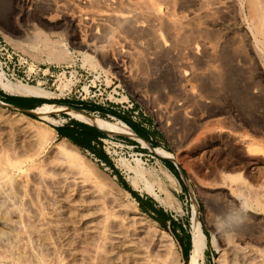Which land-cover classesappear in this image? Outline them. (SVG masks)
<instances>
[{
    "label": "rangeland",
    "instance_id": "rangeland-1",
    "mask_svg": "<svg viewBox=\"0 0 264 264\" xmlns=\"http://www.w3.org/2000/svg\"><path fill=\"white\" fill-rule=\"evenodd\" d=\"M54 1L58 3L65 1L64 3H66V0H39V4L41 3L44 7H52L47 4ZM138 1L141 0H131L132 3L135 2L134 4ZM184 1L180 0L179 4L177 3L176 11H167L166 9L165 11L169 14L172 12L179 15L197 10L198 3L195 0ZM225 1H220L221 8L215 10V13L213 12L210 17L204 16L203 18L201 15L198 16L200 18L189 19L190 28H193L192 26L195 24H197L195 25L197 28L200 27L199 29H196L195 26L193 28L195 31L197 30L198 40L195 54L185 52V55L181 56L183 58L177 57V54H168L166 58L153 53V49H150L146 43L143 42L142 45L140 42V47L148 54L135 60V58L123 57L122 53L132 50L131 48H139V46L133 40V36L122 32L123 27L121 26L113 25L112 22L99 27H86L83 22L71 25L67 21L64 22L66 18L63 20L53 14L51 20L29 18L26 16L22 0H11V2L10 0H0V72L3 73L4 80L8 79L13 84H27L35 87L38 91L33 94L21 95L15 94L12 87L7 90L0 85V95H20L50 101L38 106L35 112L29 113L10 106L0 98L1 157L21 159L22 155H25L22 159L28 158V162L31 163L23 164L25 175L24 173L17 174L13 179L17 189L19 184L24 181L25 187L24 184L22 186L26 198L23 201L26 202L23 203L25 205L30 202L35 204L37 201L38 205L40 203L39 207L46 211V203L49 202V197L46 196L49 194H57L55 198L63 200L60 202L58 218L60 226L65 222L63 227L61 226L62 233L68 232L64 234L67 235V240L71 239V241L70 244L67 241H65L66 243L62 241L63 239L51 226L52 224L44 225L41 231L36 232L37 234L32 233V238L37 244V253L40 251L39 254L44 259L43 264H134L131 263L130 256H127L129 250L117 251L118 248H110V240L106 239L107 243L100 242L99 246L97 245L98 252L93 242L96 239H93L92 233L84 228L83 221L86 218L83 215L84 208L96 209L98 205L94 194L91 193L94 185L100 187L103 192L109 193L108 195H112V198L106 197L105 203L100 201L104 203L107 210L110 208L108 205H111L110 200L116 197L125 209H130L127 212L132 210V213L136 212L138 216L140 215L145 230L142 243L146 246H150L151 243H154L152 245L159 243L155 247L150 246L151 248L149 247V250L146 251L159 254L160 258L157 257L159 258L157 261L160 264H169L170 262V264H249L248 261L250 264H264V7L262 5L264 3L263 0H255V2L254 0ZM41 5L39 7H43ZM184 5L187 7L185 8ZM51 13H55V11H51ZM195 18L197 19L195 20ZM205 18L206 20H204ZM254 19L256 20L254 21ZM80 27H82L81 31ZM84 30H87V33ZM85 33L92 38L88 42L95 47L87 48L83 45L79 47L76 44L77 41H81L83 37L81 34ZM255 38L256 40H254ZM221 47H225L226 50L228 48V52L231 51L229 57L222 58L219 54ZM93 49L94 51H92ZM117 49L122 53L118 54ZM83 50L85 53H81ZM133 60L137 63L135 64ZM232 60L233 62H229ZM227 64L231 68L233 67V71L229 70L230 67L227 68ZM177 66L187 72V75L180 80L170 74L173 72L172 69H177ZM218 70L221 74L216 73ZM176 73L178 75L179 71ZM218 75L221 77H217ZM188 98H190V102L187 100ZM64 100L75 103L74 107L63 103ZM83 104L99 106L101 110L91 111L82 107ZM65 109L90 112L95 114V118L92 119L93 121L89 120L90 122L79 120L70 116ZM121 116L127 117L141 129L146 130L150 138L157 142V145H151L138 135L130 134L124 127V133L121 132L123 129L120 126L122 125L115 121L121 120ZM71 120L93 125L106 137L101 139L100 144L94 145V150L80 147L59 135L56 129ZM56 143H63L64 147L75 151L82 157L81 164L84 170L82 167L80 169L85 175L83 176L86 182L83 178H79V181H70L71 173L63 170L67 164L61 165L62 167L58 166L60 160H58L59 156L54 148ZM37 144L43 145L38 148ZM22 152L23 154H21ZM32 152L36 153L33 156L35 158L31 156ZM98 152L106 155L112 166L100 159L97 155ZM164 160L173 162L177 172L169 170ZM34 161L35 165L32 163ZM52 164H55L54 167ZM31 165L37 166L33 167L36 170L31 168ZM57 167H61V169ZM38 168H41L42 173L49 179L43 180L41 176H38ZM46 168L49 171H46ZM87 169L90 172L88 175L86 174V172L88 173ZM113 169L118 171V175ZM59 170H62L66 176L61 173L62 171L60 174ZM30 174L33 176L31 177ZM19 175H21L20 178ZM119 177L142 198V206L148 212L141 209L139 202L122 185ZM47 179L48 181H46ZM33 180L34 182H32ZM30 184L35 187V190L34 187L29 186ZM58 186H63V189L60 188V190ZM41 187L44 188V191L38 190ZM121 188L124 191H120ZM47 191L49 192L47 193ZM123 192L129 195H124ZM119 194L121 197H118ZM71 201L73 202L71 203ZM153 205L158 209L162 208L163 212H153ZM194 206L205 234L203 248L194 246L196 226L191 220ZM61 211L64 214H61ZM114 211L111 213L115 214L117 220H121V225L111 223L109 229L116 233L118 229L123 232V229L132 228V222L125 211H120L119 215ZM230 213L231 215H228ZM65 215L70 217L67 219L64 217ZM167 215L174 220V224L168 220ZM142 217L144 218L142 219ZM154 217H158L164 222V225ZM62 218L63 220H61ZM152 221L154 224L151 225ZM71 222H75V224L73 223L72 226ZM51 227L53 230L50 229ZM82 229L86 231H82ZM85 232L90 234L87 233L93 243L89 242V237L87 238ZM43 234L44 236H42ZM56 234L59 238L56 237ZM91 237L93 238L91 239ZM126 237L123 238L124 240L119 239V242L121 244L127 242ZM176 237L190 244L187 262ZM55 238L57 242H55ZM73 238L76 239L75 243H73ZM80 238L83 239V242ZM46 240L53 245L51 252L50 249L42 247ZM159 241H163V243L161 242V244ZM91 246L94 248H90ZM232 246L235 249H232ZM133 248L137 252L139 250L143 252L139 246ZM152 248H154L153 251ZM22 249V247L18 248L17 252L16 250L14 252L16 256H22L20 257L21 264L28 263V259L29 263L33 262L30 254L28 255L27 251L24 249L22 251ZM82 250L83 252H81ZM243 250L248 253L243 255ZM51 255L54 259L51 258ZM46 256L48 260H46ZM103 257L105 258L103 259ZM249 257L254 261L251 258L250 261ZM86 258L89 259L86 260ZM111 259L114 260L111 261Z\"/></svg>",
    "mask_w": 264,
    "mask_h": 264
},
{
    "label": "bare ground",
    "instance_id": "bare-ground-1",
    "mask_svg": "<svg viewBox=\"0 0 264 264\" xmlns=\"http://www.w3.org/2000/svg\"><path fill=\"white\" fill-rule=\"evenodd\" d=\"M46 1V0H45ZM53 1V0H52ZM179 1L180 0H141V1H138L136 2V4L132 3L131 0H66V3H64L65 1H63L62 3H58V2H52V3H48L47 5L49 6H52V7H44L43 5H41V3L39 4V0H22V3L24 4V8L26 9V16L29 17V18H35V19H44V20H51V15L53 14L54 16H57V17H60L62 18L63 20L66 18V20H64V22L67 21V23L71 24V25H78V24H83L86 26V27H99V26H103L104 24L107 23L108 25V22L109 23H113V25H116V26H121L123 27L122 29V32L123 33H127V34H130L131 36H133V40H135L139 46V48H131L132 50H127L125 53H122L123 54V57L127 56L129 58H135V60H138L136 58H142L145 56V54H148L146 53V50H144L143 48L140 47V42H142V45H143V42L146 43V45H148L150 47V49H153V53H156L158 54L159 56H167L168 54L170 55H174V54H177L176 56L177 57H181V56H184L185 55V52H190V53H194L195 54V49H196V44H198V40H197V37H196V31L193 29L196 27V29H199L200 27L197 28V24H195L194 26H192L193 28H190V26L188 25L189 23V19L193 18V17H198V16H201L203 15L202 17L204 18V16H207V17H210L213 12L215 10H218L220 7V1L219 0H195L197 3H198V7L196 8L197 10H193V11H190V13H180L179 15L177 14H173L172 12H170V14L168 12L165 11V9L167 11H176L175 8H176V5L177 3L179 4ZM182 1V0H181ZM225 1V0H224ZM232 2L234 0H231ZM262 1V0H261ZM11 2V0H10ZM60 2V1H59ZM186 2V0L184 1ZM226 2V1H225ZM236 2V1H235ZM249 2V1H248ZM255 2V0H254ZM259 2V1H258ZM257 2V4H258ZM1 3V2H0ZM45 3V2H44ZM189 3V1H188ZM228 3V2H227ZM226 3V4H227ZM263 3H264V0H263ZM43 4V3H42ZM187 4V3H186ZM193 4V3H192ZM237 4V3H236ZM261 4V3H260ZM43 6V7H39V6ZM183 5V4H182ZM255 5V4H254ZM263 7H264V4H262ZM163 6H167V7H163ZM185 6V5H184ZM197 6V5H196ZM256 6V5H255ZM182 7V6H181ZM187 6H185L186 8ZM223 7V6H222ZM178 8V7H177ZM180 8V7H179ZM184 8V7H183ZM194 8V7H193ZM234 8V7H233ZM232 8V9H233ZM259 8V7H258ZM182 9V8H181ZM195 9V8H194ZM231 9V10H232ZM250 9V8H249ZM262 9V8H261ZM18 10V9H17ZM229 10V9H228ZM24 11V10H23ZM51 11H55V13H51ZM187 11L189 12V10L187 9ZM230 11V10H229ZM178 12V11H177ZM20 13V12H19ZM18 13V14H19ZM215 13V12H214ZM229 13V12H228ZM21 14V13H20ZM23 14V13H22ZM218 14V13H217ZM216 14V15H217ZM257 14V13H256ZM66 15V16H65ZM220 15V13H219ZM25 16V15H24ZM62 16V17H61ZM214 16V15H213ZM222 16V15H221ZM263 16H264V13H263ZM53 17V16H52ZM200 18V17H198ZM230 18V17H229ZM261 19V17H259ZM25 19V18H24ZM54 19V18H53ZM197 18H195L196 20ZM213 19V18H212ZM30 20V19H29ZM194 20V19H193ZM202 20V18H201ZM206 20V18L204 19ZM209 20V19H208ZM216 20V19H215ZM256 19H254L255 21ZM40 21V20H39ZM69 21V22H68ZM203 21V20H202ZM223 21V20H222ZM226 21V20H225ZM238 21V20H237ZM31 22V21H30ZM45 22V21H44ZM191 22V21H190ZM196 22V21H194ZM235 22V20H234ZM28 23V22H27ZM203 23V22H202ZM53 24V23H52ZM88 24V26H87ZM67 26V25H66ZM210 27V26H209ZM61 28V27H60ZM81 28L80 27V31H81ZM53 29V28H52ZM77 29V28H76ZM87 29V28H85ZM193 29V30H191ZM206 29V27H205ZM243 29V28H242ZM63 30V29H62ZM79 30V28H78ZM201 30V29H200ZM208 30V29H207ZM216 30V29H215ZM60 31V30H59ZM87 30H84V32H86ZM55 32V31H54ZM90 32V31H89ZM101 32V31H100ZM216 32V31H215ZM241 32V30H240ZM40 33V32H39ZM61 33V32H60ZM79 33V31H78ZM82 33V32H81ZM87 33V32H86ZM81 34L82 38H81V41H77L76 44H78L79 47H81L82 45L87 47V48H90L91 47H95L93 46L92 43L88 42L89 39H92L91 37H89V35L87 34ZM122 33V34H123ZM203 33V32H201ZM200 33V34H201ZM263 33V32H262ZM118 34V33H117ZM126 34V35H127ZM199 34V35H200ZM204 34V33H203ZM201 34V35H203ZM30 35V34H29ZM79 35V34H78ZM76 35V36H78ZM198 35V34H197ZM201 35L199 36V38L201 39ZM209 35V33H208ZM220 35V34H219ZM74 36V37H76ZM125 36V35H124ZM204 36V35H203ZM206 36V35H205ZM210 36V35H209ZM213 36V35H212ZM232 36V35H230ZM205 38V37H204ZM232 38V37H230ZM243 38V37H242ZM30 39V38H29ZM33 39V38H31ZM51 39V38H50ZM122 39V38H121ZM206 39V38H205ZM210 39V38H209ZM35 40V39H34ZM115 40V39H114ZM127 40V39H126ZM256 40V38L254 39ZM113 41V40H112ZM122 41V40H121ZM213 41V40H212ZM215 41V40H214ZM239 41V40H238ZM75 42V41H74ZM128 42V41H127ZM232 42V41H231ZM256 42V41H254ZM122 43V42H121ZM120 43V44H121ZM126 43V42H125ZM140 43V44H139ZM224 43V42H223ZM233 43V42H232ZM235 43V42H234ZM74 44V43H73ZM72 44V45H73ZM108 44V43H107ZM134 44V43H133ZM132 44V45H133ZM230 44V43H229ZM96 45V44H95ZM106 45V44H105ZM109 45V44H108ZM209 45V44H208ZM214 45V44H213ZM256 45V44H255ZM136 47V46H135ZM152 47V48H151ZM208 47V46H207ZM84 48V47H83ZM99 48V47H98ZM111 48V46H110ZM124 48V47H123ZM220 48V47H219ZM127 49V48H126ZM198 49V48H197ZM232 49V48H231ZM235 49V48H234ZM48 50V49H47ZM149 50V49H148ZM245 50V49H244ZM94 51V49L92 50ZM117 51L119 52L118 54H121L120 53V50L117 49ZM150 51V50H149ZM233 51V50H232ZM247 51V50H245ZM151 52V51H150ZM149 52V53H150ZM206 52V51H205ZM229 52H231L229 50ZM228 52V48L226 50L225 47H221V50H219V54L222 56V58H225L226 56H230V53ZM249 52V50H248ZM81 53H85V51L83 50ZM244 53V52H243ZM218 54V55H219ZM263 54V53H262ZM150 55V54H149ZM201 55V54H200ZM206 55V54H205ZM216 55V54H215ZM252 55V54H251ZM156 56V55H155ZM228 56V57H229ZM153 57V56H152ZM167 58V57H166ZM176 58V57H175ZM183 58V57H181ZM219 58V57H217ZM160 59V58H159ZM162 59V58H161ZM195 59V58H194ZM199 59V58H198ZM220 59V58H219ZM229 59V58H228ZM231 59V58H230ZM241 59V58H240ZM245 59V58H244ZM147 60V59H146ZM144 60V61H146ZM157 60V59H156ZM174 60V59H173ZM185 60V59H184ZM134 61V60H133ZM180 61V60H179ZM183 61V60H181ZM215 61V60H214ZM239 61V60H238ZM143 62V61H142ZM168 62V61H167ZM223 62V61H222ZM229 62H233L232 61H229ZM114 63V62H113ZM135 63V61H134ZM133 63V64H134ZM137 63V61H136ZM135 63V64H136ZM146 63V62H145ZM182 63V62H181ZM204 63V62H203ZM224 63V62H223ZM152 64V63H151ZM176 64V63H175ZM239 64V63H238ZM140 65V63H139ZM145 65V64H143ZM185 65V64H184ZM183 65V66H184ZM217 65V64H216ZM219 65H220V62H219ZM218 65V66H219ZM224 65V64H223ZM226 65V64H225ZM228 65V64H227ZM233 65V64H232ZM231 65V66H232ZM235 65V64H234ZM147 66V64H146ZM203 66V65H202ZM243 66V65H242ZM172 67V66H171ZM190 67V66H189ZM199 67V66H198ZM221 67V65H220ZM230 65H228L227 68H229ZM244 67V66H243ZM143 68V67H142ZM174 68V66H173ZM187 68V67H186ZM202 68V67H201ZM233 68V67H232ZM232 68L230 67V71L232 70ZM184 69V68H182ZM191 69V68H190ZM219 69V68H218ZM169 70V69H168ZM226 70V69H225ZM241 70V69H240ZM243 70V69H242ZM146 71V70H145ZM150 71V70H149ZM173 72H170V74L174 77H178L179 80L180 78H182L183 76L187 75L186 71H183L181 70L180 68H178L177 66V69H172ZM179 71V74L177 75V73L175 74V72H178ZM188 71V70H187ZM229 71V73H230ZM233 71V70H232ZM140 72V71H139ZM189 72V71H188ZM195 72V71H194ZM219 70L216 72L218 73ZM222 72V71H221ZM137 73V72H136ZM158 73V72H157ZM191 73V72H190ZM208 73V72H207ZM220 73V72H219ZM192 74V73H191ZM190 74V76H191ZM199 74V72H198ZM206 74V73H205ZM221 74V73H220ZM234 74V73H233ZM160 75V74H159ZM177 75V76H176ZM212 75V74H211ZM225 75V74H224ZM223 75V76H224ZM193 76V74H192ZM196 76V75H195ZM207 76V75H206ZM171 77V76H170ZM189 77V75H188ZM199 77V76H198ZM205 77V76H204ZM219 77V75L217 76ZM215 76V78H217ZM221 77V76H220ZM219 77V78H220ZM137 78V77H136ZM158 78V77H157ZM169 79V78H168ZM202 79V78H200ZM234 79V78H233ZM125 80V79H124ZM177 80V78H176ZM205 81V80H204ZM221 81V79H220ZM233 81V80H231ZM240 81V80H239ZM243 81V80H242ZM147 83V82H146ZM197 84V83H196ZM0 85L4 88H9V87H12L11 89L14 90L15 94L16 93H19L21 95H28V94H33V93H36L38 92L36 90L35 87L33 86H30V85H27V84H21V83H17V84H13L9 82L8 79L4 80L3 79V73L0 72ZM179 85V84H178ZM199 85V84H198ZM201 85V84H200ZM199 85V86H200ZM204 85V84H203ZM186 86V85H185ZM166 87V86H165ZM255 87V86H254ZM203 88V87H202ZM178 89V88H177ZM190 89V88H189ZM207 89V88H206ZM8 90V89H7ZM201 90V89H200ZM5 91V90H4ZM202 91V90H201ZM13 92V91H12ZM166 92V91H164ZM187 92L189 93L188 89H187ZM14 94V93H13ZM178 94V93H177ZM185 94V93H184ZM260 94V93H259ZM192 95V94H191ZM197 95V93H196ZM256 96V95H255ZM186 97V96H185ZM190 98H188L187 100H189ZM206 99V98H205ZM173 100V99H172ZM199 100V99H198ZM184 101V100H183ZM190 102V100H189ZM193 103V102H192ZM191 103V104H192ZM205 103V102H204ZM189 105V104H188ZM202 105V104H201ZM169 106H170V103H169ZM168 106V107H169ZM182 107V106H181ZM180 107V108H181ZM186 107V106H185ZM175 109V108H174ZM182 109V108H181ZM66 112H68V114L72 117H75L79 120H83V121H88L90 122L89 120H92L95 118V114L93 113H90V112H80V111H71V110H67L65 109ZM13 114V113H11ZM178 114V113H177ZM16 118V117H15ZM97 118V117H96ZM99 119V118H98ZM93 121V120H92ZM96 121V119H95ZM115 121H118L122 126V129L123 127L126 128L130 134L132 135H137L134 131H132L133 129H131V127H129L126 123H124L123 121L121 120H115ZM115 124V123H113ZM112 125V124H111ZM117 124H115L116 126ZM118 126V125H117ZM110 127V126H109ZM112 127V126H111ZM110 127V128H111ZM116 128V127H115ZM121 129V130H122ZM116 130V129H114ZM119 130V128H118ZM126 131V130H125ZM124 133V129L121 131ZM128 134V133H127ZM139 136V135H138ZM140 137V136H139ZM142 138V137H141ZM45 139V138H44ZM143 139V138H142ZM39 140V139H38ZM145 140V139H144ZM44 143L46 141H43ZM43 143V144H44ZM43 144L41 145H38V148L39 146H42ZM63 143H56L55 145V152L57 153V156L58 157V160H60V165L58 166H61V165H66L65 166V169L63 168V170L65 171H68V173H71V175L69 176V178L71 179L70 181H75V180H78L79 181V178H83V180L85 179V175L83 174V172L81 171V167H82V157H80L75 151H72L70 150L69 148H66L64 147V145H62ZM36 146V147H37ZM54 146V145H53ZM1 149V148H0ZM5 149V148H4ZM6 150V149H5ZM8 150V149H7ZM50 150V149H49ZM54 150V149H53ZM16 151V150H14ZM34 151V150H33ZM36 151V150H35ZM39 152V151H38ZM13 153V152H11ZM20 153V152H18ZM27 153V152H26ZM7 154V153H6ZM23 154V152L21 153ZM29 154V153H28ZM34 154L36 155L35 152H32V157L34 156ZM11 156V155H10ZM25 155H22V157H24ZM8 157V156H7ZM15 157V155H14ZM21 157V156H20ZM19 159L18 157H15L16 159H14L13 157L12 158H3L1 157V154H0V264H21L22 261H20V257L22 256H16L14 254L15 250L16 249H20L21 247L27 251V254L33 258V262L30 261L29 263V259L27 260L28 263L26 262V264H43V258L42 256H40V251L39 253H37V244L35 243L36 241L33 240L32 238V233L34 234H37L36 232H39L41 231V228L44 226V225H48V224H52L51 226H53L54 230L57 231L59 233V236L61 239H63L62 241H67L69 244H70V241L67 240V233L64 234L62 233V225L65 224H62L60 226V223H59V218H58V210H60V202L63 201V200H59L57 198H55V196L57 195H54V194H49V196H46V197H49V204L46 203V211L42 210V208L39 207V205L37 204V201L36 203H28L27 205H25V203L23 202H26V201H23V199H25V190H24V187H25V184L23 182H21L19 184V188L17 189L15 187V183L13 182V179H14V175H17V174H23L25 175V172H24V168H23V164L24 163H27L28 162V158L26 159ZM30 157V156H28ZM31 158V157H30ZM30 158H29V161H30ZM35 158V157H33ZM57 160V161H58ZM32 161V160H31ZM29 164H31L30 162H28ZM27 163V164H28ZM34 163L35 165V161L32 162ZM43 163V162H42ZM58 163V162H57ZM56 163V165H57ZM66 163V164H65ZM46 164V163H45ZM84 164V162H83ZM34 165H31L32 167L31 168H35L37 166H34ZM37 165V164H36ZM43 165V164H42ZM55 165V164H54ZM54 165L52 164V166L54 167ZM30 166V165H29ZM41 166V165H39ZM51 166V165H50ZM86 166V165H85ZM62 167V166H61ZM58 168V169H61ZM33 168V169H34ZM42 168V167H41ZM41 168H38L39 172H37L39 175L38 176H41V178L43 180H45L46 178H48L47 176H45L44 173H42V169ZM84 168H87V167H84ZM29 169V168H28ZM28 169H25V170H28ZM36 170V169H34ZM46 171L48 170L47 168L45 169ZM53 170V168H52ZM56 170V169H55ZM82 170L83 167H82ZM88 170V169H87ZM32 171V170H31ZM49 171V170H48ZM62 171V170H61ZM60 170L58 171L59 173L61 172ZM27 172V171H26ZM57 172V173H58ZM29 173V171H28ZM31 173V172H30ZM36 174V172H34ZM62 174L63 171L61 172ZM60 173V174H61ZM90 172L88 170V173L86 172V174L88 175ZM34 174V175H35ZM59 174V175H60ZM19 175V178L20 176ZM29 175V174H28ZM55 175V174H54ZM58 175V176H59ZM81 175V176H80ZM84 175V176H83ZM86 175V176H87ZM30 176L32 177L33 175L30 174ZM62 176V175H61ZM64 176H66L64 174ZM167 176V175H166ZM28 177V176H27ZM60 177V176H59ZM52 178V177H51ZM65 178V177H64ZM68 178V177H67ZM24 179V178H23ZM21 179V180H23ZM29 179V178H28ZM35 179V178H34ZM49 179V178H48ZM48 179L46 181H48ZM58 179V177H57ZM61 178H59L60 180ZM17 180V179H16ZM19 180V179H18ZM37 180V179H36ZM55 180V179H54ZM25 181H26V178H25ZM41 181V180H39ZM45 181V182H46ZM60 181L63 182V180L61 179ZM86 182V180H84ZM34 182V180L32 181ZM36 182V181H35ZM44 182V183H45ZM56 182H58L56 180ZM69 182V181H68ZM29 183V182H28ZM38 183V182H36ZM35 183V184H36ZM17 184V182H16ZM24 184V187L22 186ZM27 184V183H26ZM39 184H43V183H39ZM47 184V182H46ZM69 184V183H68ZM77 184V183H76ZM81 184V183H80ZM38 185V184H37ZM73 185V184H72ZM83 185V183H82ZM94 185V184H93ZM18 186V184H17ZM31 186V184L29 185ZM44 186V185H43ZM57 186V185H56ZM74 186V185H73ZM79 186V185H78ZM84 186H87V185H84ZM91 186V185H89ZM23 187V188H21ZM32 188L34 186H31ZM30 188V187H29ZM52 188V187H51ZM57 188V187H56ZM58 188L60 189H63V186H58ZM57 188V189H58ZM66 187L64 186V189ZM71 188V187H70ZM35 190V187L33 188ZM42 189L41 188H38V190ZM60 189V190H61ZM28 190V189H27ZM30 190V189H29ZM28 190V191H29ZM79 190V189H78ZM122 190V188L120 189V191ZM33 191V190H32ZM40 191V190H39ZM38 191V192H39ZM44 191V190H43ZM84 191V190H83ZM124 191V190H122ZM49 191H47L48 193ZM56 192H59V191H56ZM68 192V191H66ZM126 192V191H125ZM125 192L124 195H129L128 193L126 194ZM35 193V192H34ZM54 193V192H53ZM91 193L94 194L95 198H96V201H97V206H96V209L94 208V205L92 204L93 208L94 209H89L87 207L84 208V213L83 215L87 218H84L85 220L83 221L84 223V228L91 232L92 235L94 236L91 237V239H96L94 240V245H95V249H97V251L99 250L97 248V245L99 246V243L100 242H105V240H110V248L114 247L117 249V251L119 250H123V249H126V250H129L127 256H130V259H131V263H134V264H160L157 260H159V254L157 255L155 252H152V253H147V251L149 250V247H155V245H158V244H155V245H152L154 243H151L150 246H146V244L142 243V240L144 238V226L142 225L143 224V220H141V218L137 215L136 212L132 213L133 211L131 210V212H127L129 210L125 209L123 207V205L121 203H119L116 199V197L113 199V200H110L111 202V205H108L110 208L109 210L106 209V206H104V203H105V199L106 197L108 196V198H112L110 195H108L109 193H105L103 192L100 187L94 185V188L91 190ZM29 194V193H28ZM31 194V193H30ZM33 194V193H32ZM41 194V193H40ZM39 194V195H40ZM67 194V193H66ZM65 194V196H66ZM78 194V193H77ZM122 194V193H121ZM119 194L118 197H121ZM38 195V196H39ZM48 195V194H47ZM63 195V194H62ZM122 194V196H124ZM27 196V195H26ZM34 196V194H33ZM43 196V195H42ZM41 196V197H42ZM60 196V195H59ZM93 196V197H94ZM193 196V195H192ZM35 197V196H34ZM68 197V196H67ZM84 197V196H83ZM90 197V196H89ZM92 197V198H93ZM32 198V197H31ZM30 198V199H31ZM40 198V196H39ZM61 198H63L61 196ZM66 198V197H65ZM94 198V199H95ZM132 198V197H131ZM33 199V198H32ZM42 199V198H41ZM46 199V200H47ZM92 199V200H94ZM28 200V198H27ZM40 201V199H38ZM80 200V199H79ZM34 201V200H33ZM100 201H104V203L100 202ZM41 202V201H40ZM73 201H71L72 203ZM81 202V201H80ZM88 203V202H87ZM37 204V205H36ZM74 204V203H73ZM108 204V202H107ZM43 205V204H41ZM68 206V205H67ZM72 206V205H70ZM79 206V205H78ZM87 206V205H86ZM84 206V207H86ZM107 206V207H108ZM44 208V206H42ZM81 207V205H80ZM62 208V206H61ZM64 208V207H63ZM71 208V207H70ZM69 208V209H70ZM74 208V206H73ZM82 208V207H81ZM134 208V207H133ZM67 209V208H66ZM77 209V208H75ZM79 209V208H78ZM136 209V208H135ZM62 210V209H61ZM116 211L117 215H119L118 213L121 211H125V214L129 217L131 225H132V228H127V229H123V232L121 230L118 229V232H114L112 229H109L111 228V223L116 225V224H120L121 220H117L115 217V214L112 215L113 211ZM63 211V210H62ZM60 212L61 214H64V212ZM70 211V210H69ZM74 211V210H73ZM78 211V210H76ZM75 211V212H76ZM80 211V209H79ZM114 211V212H115ZM135 211V210H134ZM81 212V211H80ZM112 212V213H111ZM68 213V212H67ZM66 214V213H65ZM80 214V213H79ZM141 214V213H140ZM60 215V214H59ZM69 215V214H67ZM76 215V214H75ZM93 215H95L94 217H92ZM228 215H231L228 214ZM61 216V215H60ZM59 216V217H60ZM80 216V215H79ZM99 216V217H97ZM62 217V216H61ZM60 217V218H61ZM64 217H70V216H64ZM73 217V216H72ZM71 217V218H72ZM75 217V216H74ZM78 217V216H77ZM81 217V216H80ZM92 217V218H91ZM97 217V218H95ZM58 218V220H57ZM76 218V217H75ZM75 218H73L75 220ZM82 218V219H83ZM144 217H142L143 219ZM68 219V218H67ZM66 219V220H67ZM77 219V218H76ZM97 219V220H96ZM128 219V218H127ZM148 219V218H147ZM63 220V218L61 219ZM60 220V221H61ZM65 220V219H64ZM192 222H194L195 226H196V229H195V234H194V246L195 248H203L204 244H205V234L202 230V225L200 224V221L199 219L197 218V211H196V207L194 206V211H193V217L191 218ZM58 221V222H57ZM79 221V220H78ZM112 221V222H111ZM126 221V220H125ZM151 221V219H150ZM62 222V221H61ZM67 222V221H66ZM70 222V221H69ZM145 222V221H144ZM146 222H149V221H146ZM59 223V224H58ZM68 223V222H67ZM72 226H73V223L75 224V222H71ZM151 225L153 223L150 222ZM78 224V223H76ZM128 224V223H127ZM154 224V223H153ZM79 225V224H78ZM113 225V226H114ZM118 225V226H119ZM82 226V227H83ZM156 226V225H155ZM66 227V226H65ZM117 227V226H116ZM122 227V226H120ZM119 227V228H120ZM71 228V227H70ZM75 228V227H74ZM80 228V227H79ZM149 228V227H148ZM46 229V228H44ZM52 229V227L50 228ZM68 229V228H67ZM47 230V229H46ZM53 230V229H52ZM78 230V228H77ZM84 229H82L83 231ZM84 230V231H86ZM149 230V229H148ZM43 231V229H42ZM117 231V230H116ZM45 232V230H44ZM48 232V230H47ZM51 232V230H50ZM73 232V230H72ZM76 232V230H75ZM74 232V233H75ZM78 232V231H77ZM80 232H81V229H80ZM43 233V232H42ZM69 233H71L69 231ZM86 233V232H85ZM88 233V232H87ZM86 233V235H87ZM154 233V232H153ZM156 233V232H155ZM45 234H47L45 232ZM55 235V233H53ZM73 234V233H71ZM82 234V233H81ZM80 234V235H81ZM152 234V233H151ZM48 235V234H47ZM58 234H56V237L59 238V236H57ZM79 235V234H78ZM88 235H90L88 233ZM87 235V238L89 237V242L90 243H93L90 241V236ZM38 236H39V233H38ZM44 236V234L42 235ZM53 237V235H51ZM50 236V237H51ZM127 238V242H123L121 244V242H119V239L122 240L124 237ZM37 237V236H36ZM49 237V236H48ZM71 237V236H70ZM74 237V236H73ZM84 237V236H82ZM121 237H123L121 239ZM139 237H140V240H139ZM40 238H42L40 236ZM39 238V239H40ZM76 238V237H75ZM125 238V239H126ZM146 238V236H145ZM38 239V240H39ZM45 239H47L45 237ZM44 239V240H45ZM49 239V238H48ZM69 239V238H68ZM74 239V238H73ZM83 242V239L80 238ZM153 239V238H152ZM214 239V238H212ZM42 240V239H40ZM51 240V239H50ZM88 240V239H87ZM124 240V239H123ZM147 240V239H146ZM160 240V239H159ZM74 241V242H73ZM72 242L75 243L76 239H74ZM126 241V240H125ZM152 241V240H150ZM166 241V240H164ZM39 242V241H38ZM43 242V241H42ZM55 242L56 241V238H55ZM79 242V240H78ZM108 242V241H107ZM105 242V243H107ZM138 242V243H137ZM160 242V241H159ZM163 243V241H161ZM160 242V243H161ZM169 242V240H168ZM231 242V241H230ZM59 243V242H58ZM62 243V242H61ZM66 243V242H65ZM64 243V244H65ZM81 243V241L79 242ZM84 243H86L84 241ZM82 243V244H84ZM135 243V245H134ZM147 243L149 244V242L147 241ZM161 243V244H162ZM213 243V242H212ZM227 243V242H226ZM40 244V242H39ZM44 244V245H43ZM42 247L46 248V249H50V252H51V249H53V245L52 243H49L47 240H46V243H43ZM87 244V243H86ZM193 244V243H192ZM214 244H216L214 242ZM55 245V244H54ZM85 245V244H84ZM92 245V244H90ZM166 245V243H165ZM73 246V245H72ZM86 246V245H85ZM136 246H139L143 249V252H140V250L137 252L135 251V249L133 247L136 248ZM235 246V245H234ZM234 246H232L233 248L232 249H235ZM41 247V248H42ZM76 247V246H75ZM88 247V245H87ZM85 247V250H87ZM150 247V248H151ZM43 248V250H44ZM56 248V247H55ZM59 248V247H58ZM90 248H94V247H90ZM102 248V246H101ZM100 248V249H101ZM148 248V249H147ZM22 249V251H23ZM67 249V248H66ZM71 249V248H70ZM112 249V250H113ZM156 251L158 250L157 247L155 248ZM161 249V248H160ZM231 249V250H232ZM39 250V249H38ZM42 250V251H43ZM60 250V249H59ZM89 250V249H88ZM102 250V249H101ZM105 250V248H104ZM111 250V251H112ZM147 250V251H146ZM152 251L154 250V248L151 249ZM150 250V252H151ZM162 250V249H161ZM237 250V249H236ZM49 251V250H48ZM46 251V252H48ZM79 251V250H78ZM92 251V250H90ZM94 251V250H93ZM92 251V252H93ZM114 251V250H113ZM116 251V252H117ZM244 254H247L248 252H246L245 250H243ZM17 252V250H16ZM53 252V251H52ZM75 252V251H74ZM83 252V250L81 251ZM88 252V251H87ZM96 252V251H95ZM99 252V251H98ZM121 252V251H120ZM126 252V251H125ZM251 252V251H250ZM42 253V252H41ZM56 253V252H55ZM70 253V252H69ZM77 253V252H76ZM107 253V251H106ZM114 253V252H112ZM127 253V252H126ZM142 253H145V254H142ZM235 253V252H234ZM17 254V253H16ZM45 252H44V256H45ZM50 256V253H48ZM79 254V253H78ZM23 255V253H22ZM57 255V254H56ZM85 255V254H84ZM161 255V254H160ZM27 256V255H26ZM29 256V257H30ZM53 258V255H51ZM59 256V255H58ZM81 256V255H80ZM94 256V255H93ZM74 257V256H73ZM82 257V256H81ZM80 257V258H81ZM86 257H88L86 255ZM90 257V256H89ZM111 257V256H110ZM114 257V256H112ZM119 257V256H118ZM159 257V258H157ZM162 257V256H161ZM166 257V256H165ZM253 257V256H252ZM57 258V257H56ZM83 258V257H82ZM97 258V257H96ZM105 257H103L104 259ZM121 258H122V255H121ZM251 257H249L250 259ZM26 259V258H25ZM54 259V258H53ZM58 259V258H57ZM89 259V258H86V260ZM95 259V258H94ZM93 259V261H94ZM100 259V258H99ZM102 259V258H101ZM116 259V258H115ZM253 259V258H251ZM250 259V261H251ZM32 260V259H30ZM46 260H48V257L46 256ZM56 260V259H55ZM84 260V259H83ZM110 260V259H109ZM114 260V259H111V261ZM127 260V259H126ZM162 260V259H161ZM173 260V259H172ZM177 260V259H176ZM25 261V260H23ZM54 261V260H53ZM77 261V260H76ZM82 261V259H81ZM108 261V260H107ZM125 261V260H124ZM123 261V262H124ZM248 261V260H246ZM254 261V259H253ZM48 262V261H47ZM58 262V261H57ZM70 262V261H69ZM68 262V263H69ZM84 263V261H82ZM87 262V261H86ZM85 262V263H86ZM130 262V261H128ZM162 262V261H161ZM174 262V261H172ZM90 263V262H89ZM97 263V261H96ZM110 263V262H109ZM116 263V262H115ZM163 263V262H162ZM171 263V262H170ZM169 263V264H170ZM247 263L250 264V262L248 261ZM48 264V263H47ZM60 264V263H59ZM67 264V263H65ZM75 264V263H73ZM88 264V263H87ZM114 264V263H113ZM118 264V263H116ZM124 264V263H123ZM130 264V263H129ZM164 264V263H163ZM168 264V263H167Z\"/></svg>",
    "mask_w": 264,
    "mask_h": 264
},
{
    "label": "trees",
    "instance_id": "trees-1",
    "mask_svg": "<svg viewBox=\"0 0 264 264\" xmlns=\"http://www.w3.org/2000/svg\"><path fill=\"white\" fill-rule=\"evenodd\" d=\"M3 101H5V102H10L9 100H7V99H3ZM48 102H50L49 100H47V99H39V98H36V102H35V104L33 105V106H31V107H28V106H24V105H22V104H18V103H14V102H11V103H13V104H15L16 106H19V107H22V108H27V109H29V108H35L36 106H40L41 104H43V103H48ZM63 103H66V104H68V105H70V106H72V107H74L73 105H75V103H73V102H71V101H68V100H64V101H62ZM82 107H84L85 109H89V110H91V111H95V110H101L100 109V107L99 106H92V105H86V104H83L82 105ZM112 114H115V113H112ZM30 115H32V114H30ZM33 116V115H32ZM121 118V120L122 121H124L125 123H127L132 129H133V131L137 134V135H139L140 137H142V138H144L146 141H149L152 145H157V142L156 141H154L153 139H151L150 138V136H149V134L147 133V131L146 130H143V129H141L137 124H135L134 122H132L130 119H128L127 117H125V116H121L120 117ZM91 127V130L88 132V133H82V134H79V135H74V134H62L61 133V131H60V129L59 128H56L57 129V131H58V133H59V135H61V136H65V137H67V139H69V140H71L73 143H75L76 145H78V146H80V147H83V148H86V149H90V150H94V146H92V145H87V142L88 141H91V140H95L96 141V143L97 144H100L101 142H102V138L103 137H106V135L103 133V132H101L100 130H98L96 127H94V126H90ZM97 155H98V157L100 158V159H102L104 162H106V163H108L109 164V166H112L111 165V163L107 160V157H106V155H104L103 153H100V152H98L97 153ZM164 163H165V165L167 166V168L169 169V170H171L172 172H177V169H176V166H175V164L173 163V162H171V161H169V160H164ZM113 168V167H112ZM114 170V172L118 175V171L117 170H115V169H113ZM119 179H120V182L122 183V185L133 195V197L139 202V204H140V207H141V209L143 210V211H145V212H148V211H146V209L145 208H143V206H142V198L141 197H139V195L136 193V191L135 190H133L130 186H128L126 183H124L122 180H121V177H119ZM185 188V187H184ZM152 208H153V212H155V213H157V212H163V209L162 208H156V207H154V205L152 206ZM150 212V211H149ZM167 217H168V220L172 223V224H174L175 222H174V220L171 218V217H169V215H167ZM157 221H159L162 225H164V222H162L158 217H154ZM177 238V240L179 241V244H180V246L182 247V252H183V256H184V258H185V260H186V262H187V258H188V255H189V251H190V244H189V242L188 243H185L184 241H183V239H180L179 237H176Z\"/></svg>",
    "mask_w": 264,
    "mask_h": 264
},
{
    "label": "crops",
    "instance_id": "crops-1",
    "mask_svg": "<svg viewBox=\"0 0 264 264\" xmlns=\"http://www.w3.org/2000/svg\"><path fill=\"white\" fill-rule=\"evenodd\" d=\"M1 99H7L10 102H7L8 104L15 105L14 103H20L24 106L31 107L35 104L36 98L35 97H26V96H20V95H0ZM91 125L80 122L78 120H71L69 123H66L64 125H61L59 127L62 134H74L79 135L82 133H88L91 130ZM65 137V136H63ZM67 138V137H66ZM96 143L95 140H91L87 142V145L94 146Z\"/></svg>",
    "mask_w": 264,
    "mask_h": 264
},
{
    "label": "water",
    "instance_id": "water-1",
    "mask_svg": "<svg viewBox=\"0 0 264 264\" xmlns=\"http://www.w3.org/2000/svg\"><path fill=\"white\" fill-rule=\"evenodd\" d=\"M10 106L12 107H15L17 109H20L22 111H25V112H29V113H32V112H35V109L38 107L36 106L35 108H30V109H27V108H22V107H19V106H16V105H12V104H9ZM71 107V106H70ZM93 126V125H92ZM95 127V126H94ZM97 128V127H96ZM98 129V128H97ZM99 130V129H98ZM102 132V131H101ZM144 139V138H143ZM148 143H150L149 141H147ZM151 144V143H150ZM152 145V144H151Z\"/></svg>",
    "mask_w": 264,
    "mask_h": 264
},
{
    "label": "built area",
    "instance_id": "built-area-1",
    "mask_svg": "<svg viewBox=\"0 0 264 264\" xmlns=\"http://www.w3.org/2000/svg\"><path fill=\"white\" fill-rule=\"evenodd\" d=\"M92 156H93V154H91ZM96 160H98V159H96ZM102 164H103V162H102Z\"/></svg>",
    "mask_w": 264,
    "mask_h": 264
}]
</instances>
